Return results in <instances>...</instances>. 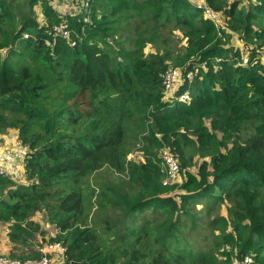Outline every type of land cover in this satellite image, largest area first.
<instances>
[{
	"label": "trees",
	"instance_id": "obj_1",
	"mask_svg": "<svg viewBox=\"0 0 264 264\" xmlns=\"http://www.w3.org/2000/svg\"><path fill=\"white\" fill-rule=\"evenodd\" d=\"M84 1L86 12L60 15L47 0H0V133L14 130L31 150L26 183L0 177L9 241L33 237L30 217L44 211L57 230L45 243L65 247L59 264H231L245 255L264 264V0ZM62 21L69 39L53 41ZM168 25L181 29L183 51L173 60L160 50L145 55ZM232 36L249 48L247 64ZM172 67L182 80L165 98L161 74ZM189 71L191 82L183 78ZM183 90L189 99L178 101ZM162 149L180 169L169 186ZM104 167L133 188L88 191L82 183ZM92 194L114 210L102 219L107 239L87 223ZM202 201L208 211L224 203L226 216L212 218V245L194 251L181 245L179 227L187 218L195 228L192 205ZM150 233L162 247L148 252Z\"/></svg>",
	"mask_w": 264,
	"mask_h": 264
},
{
	"label": "rangeland",
	"instance_id": "obj_2",
	"mask_svg": "<svg viewBox=\"0 0 264 264\" xmlns=\"http://www.w3.org/2000/svg\"><path fill=\"white\" fill-rule=\"evenodd\" d=\"M47 1L56 9V12H58L60 15H67L75 12L76 1L81 2L82 0L80 1L79 0H47ZM39 6L40 4L37 3L35 7L37 13ZM239 7H244V1H242V3L239 4ZM223 19L224 18L222 15L219 16L216 23H219L221 26L225 27L227 31H230L226 23V20L224 21ZM231 42L236 48L239 47V49H242L240 50L241 54L243 53L249 54L248 53L250 51L249 48L247 49L246 47H244L237 36L234 37L232 36ZM185 45H186V40L185 38H183L181 29L179 27H172V25H168L161 29L159 37L155 41V46L151 43H148L145 45L143 52L145 55L146 54L148 55L156 50H160L168 55L169 60H173L177 54L183 51ZM0 55L2 54L0 53ZM258 56L260 61L264 63V50H262L260 55ZM9 131L11 130H8V132ZM244 133L249 134V131ZM136 154H138L137 150L134 149L131 151L130 157L135 156ZM196 168L197 165L190 167V169L193 171H195ZM86 179L87 180L85 181V183L83 182L82 184L86 186L88 191H90V187L91 188L95 187V192H96V190L102 188L104 184L111 185V184L122 183L126 186L128 190H130L131 187L133 188V185H128V176L116 174L107 167L100 168L94 171ZM13 183H14L13 186L26 183L25 175L23 174L21 178L14 180ZM6 191L7 189H5L3 192L6 193ZM175 191L178 192L179 190L176 189ZM94 194L86 197L87 223L93 225L97 229V231L99 232L102 238L107 239L108 237H110V235L108 236V234L107 235L105 234V229L102 224V219H104L106 215H111V213L114 212V210L112 208V205L110 204H107L103 207H99L98 203L95 200ZM193 206H194L193 210L198 214L197 215L198 220H196L195 228H192L190 226V220L185 218L186 219L185 222L179 227V233L183 235L185 238V240H183V236H180L181 245L187 243L186 248L194 251H199L200 249H207L208 246L212 245L215 236L218 235L219 233L217 229L218 224L211 223L212 218H214L217 214L226 216V210L224 203L221 204L215 203L213 205V208H211L209 211L206 208V205L204 204L203 201L195 203L194 205H192V207ZM146 215H148L152 219L154 218V215L150 213V211L147 212ZM30 219L34 222V224L32 225V231L34 232L33 237L28 236L26 237V241L14 242L13 245L15 244V246L11 245L12 243L11 244L7 243L6 245L8 246V248L5 249L7 250L5 254L8 255L10 254L15 256L16 255L25 256L32 254L35 255L42 248L46 240L49 237L54 236L55 232H57L53 224L47 221L44 215V211H36L30 217ZM162 220L163 219L161 217H158L156 223H161ZM9 230L10 229L7 223H0V245L2 244L3 239L9 240L7 235ZM156 235H157L156 233H150L146 238L147 240L145 244L148 245L147 246L148 252H150V250H156L162 247L160 242L156 241ZM42 239H45V241L44 242L41 241ZM225 248L228 247L225 246ZM0 253H3V250H0ZM232 258L235 257L233 256Z\"/></svg>",
	"mask_w": 264,
	"mask_h": 264
},
{
	"label": "built area",
	"instance_id": "obj_3",
	"mask_svg": "<svg viewBox=\"0 0 264 264\" xmlns=\"http://www.w3.org/2000/svg\"><path fill=\"white\" fill-rule=\"evenodd\" d=\"M86 9V1H76L75 12H80L82 10L86 12ZM203 9L207 18L211 19L212 21L218 20L220 15L219 12L210 9L206 5L203 6ZM58 35L69 39L70 31L66 21H62L59 24L53 25V41ZM219 60L220 59L217 58V61ZM241 62L243 64H247L249 62L247 53L242 54ZM193 74L194 72L189 71L183 78L186 79L187 82H191L193 80ZM161 79L164 86L165 98H168L170 95H174L182 80L181 68H168L161 74ZM188 99L189 94L187 90H183L177 95L178 101H187ZM11 137L12 138L7 139L3 146L0 147V177L19 179L24 174V166L30 158L31 150L29 146L19 140L17 136ZM130 156L131 155L128 154L127 159H129ZM158 157L160 160V170L161 173H163L161 180L162 185L169 186L175 184L177 181H179L180 171L177 159L169 152L168 149L160 150ZM64 250L65 247L61 242H47L43 244L37 256L20 257L0 253V264H59L63 258L62 256ZM250 261V257L245 255L242 261H238L236 258H233L231 264H248Z\"/></svg>",
	"mask_w": 264,
	"mask_h": 264
},
{
	"label": "crops",
	"instance_id": "obj_4",
	"mask_svg": "<svg viewBox=\"0 0 264 264\" xmlns=\"http://www.w3.org/2000/svg\"><path fill=\"white\" fill-rule=\"evenodd\" d=\"M11 136H16V133L14 130H11L9 132L7 130L5 133H0V147L3 146V144L6 142L7 139L12 138ZM7 243L11 244L9 240L3 239L2 244L0 245V250H3L4 254L7 252V250H5L8 248V246L6 245ZM11 245H13V243ZM13 246H15V244Z\"/></svg>",
	"mask_w": 264,
	"mask_h": 264
}]
</instances>
